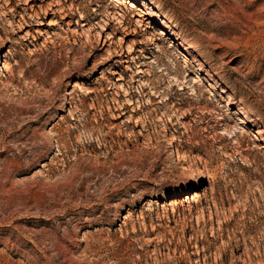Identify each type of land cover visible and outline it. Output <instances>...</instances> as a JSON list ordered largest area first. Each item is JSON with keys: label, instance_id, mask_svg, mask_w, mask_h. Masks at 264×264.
<instances>
[{"label": "rangeland", "instance_id": "obj_1", "mask_svg": "<svg viewBox=\"0 0 264 264\" xmlns=\"http://www.w3.org/2000/svg\"><path fill=\"white\" fill-rule=\"evenodd\" d=\"M0 264H264V0H0Z\"/></svg>", "mask_w": 264, "mask_h": 264}, {"label": "bare ground", "instance_id": "obj_2", "mask_svg": "<svg viewBox=\"0 0 264 264\" xmlns=\"http://www.w3.org/2000/svg\"><path fill=\"white\" fill-rule=\"evenodd\" d=\"M144 13V12H141ZM164 32L162 30L159 31V34H163ZM161 36V35H160ZM200 81V80H199ZM75 87V86H74ZM166 142V141H165ZM185 169V168H184Z\"/></svg>", "mask_w": 264, "mask_h": 264}]
</instances>
